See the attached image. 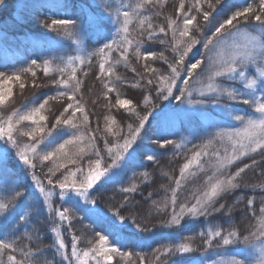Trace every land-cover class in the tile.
<instances>
[{"label": "trees", "instance_id": "trees-1", "mask_svg": "<svg viewBox=\"0 0 264 264\" xmlns=\"http://www.w3.org/2000/svg\"><path fill=\"white\" fill-rule=\"evenodd\" d=\"M141 2L142 0H2L0 2V72L5 77L21 73L23 83H28V78L31 76L32 80L35 79L36 85L42 87L40 91L45 92V98H47L56 93L60 87L52 81H59L62 78L67 79L71 67L74 66L77 70V79L81 82L76 99L84 105L85 112L89 114L88 128H81V132L86 139L81 145L84 152L75 157L77 163H67L66 166L57 168L55 175L51 176L49 168H55L53 160H37V167L34 170L39 171L40 176L63 178V171L69 172L77 167L84 170L93 168L96 166L95 161L98 158L100 161L105 159L103 155L104 150L107 151L104 148L105 141L109 142V147L123 142V137L127 135L128 125L131 124L134 128L137 127L139 119L132 112L127 113L125 111L124 107L126 105L123 107L116 105L117 96L121 99L131 100V105L133 104L140 117L147 116L145 130L150 125L157 124V117L160 114L157 109L164 103V100L157 96V92L161 86L166 87L168 83L164 77L171 75L169 64L176 63L178 60L176 52L173 51L176 44L172 39V29L168 28V24L170 21L175 20L182 26V17L186 10L196 15L195 9L191 8L196 0H183L184 10L180 9L182 0H158L157 6H148L147 15L153 25L154 32L151 39H149L148 33L145 32L143 37L139 38V42L142 53L145 49H150L155 51L157 55L148 60H145L143 56L137 59L132 48H129L128 60L125 65L121 52L116 50L119 41L123 39V35L117 34L116 29L107 18L108 12L105 11V7L111 10L114 17L117 10L134 11L136 5ZM212 2L215 3L216 0H212ZM246 2L253 3V0H221V4L217 5L219 15H217V12H213L215 17L213 22L222 21L238 6H244ZM200 3L202 9H207V0H200ZM256 6H258V0L254 2V7ZM56 18H69L76 21V23L68 26H56L55 28L45 27V23L50 24L51 20ZM211 19L212 17H210ZM197 20L204 27L200 32L195 33V38L202 40L203 33L208 32L207 22L203 20L202 15H197ZM238 21L241 28L251 30V28L244 26L243 18H238ZM235 24H237V21H233V25ZM251 24L257 25L258 22L253 19ZM194 25H190L193 31ZM160 27L165 28L167 35L159 31ZM228 28H232V26L230 25ZM130 30H133V35L137 36L138 28L135 17H133ZM177 39H179L178 34ZM184 39L187 40L188 37ZM113 40H116L117 43L113 44V51L108 52L106 50L107 62L105 64L106 68L112 67L113 72L111 75L107 72L101 75L99 63L102 57L93 54L98 53L99 48L103 47L104 43H112ZM161 40H163V43H161ZM78 41H83L84 44V54L81 59L76 58L78 53L76 43ZM34 59L40 67L31 65ZM207 59L205 50L200 44H197L185 57V65L190 67L191 63L201 60L200 67L204 65ZM81 60L83 63H81ZM117 60H120L119 64L116 63ZM45 61L49 62L47 74L43 70ZM69 61H72L71 66ZM146 64L156 71H146ZM30 66L32 71L36 73L35 77L30 72H22V69ZM61 68L66 70L63 76L59 72ZM197 69L193 70V74ZM180 75L186 77L187 73L181 71ZM148 78L153 80L151 85L147 84ZM21 81L15 82L20 83ZM31 83L33 82L31 81ZM133 83L137 87H133ZM106 84L113 89L111 92L105 87ZM11 86L12 88L15 87L13 83ZM7 87L8 85H5V90H7ZM145 97L150 99L147 107L144 104ZM53 100L56 101V106L52 107L53 111L47 112V109H45V114L48 115V121L45 123L49 127L55 124L54 116H59L60 112L63 111L61 105L67 107V104L71 102L66 97ZM231 103L230 107L233 112L239 114L243 110H247L249 113L254 112L249 106ZM92 104H95V106ZM25 105L32 106L33 104L24 102L23 106H17V110H24ZM14 106L12 100H7L6 106L0 107V109L3 112L6 110L9 112ZM69 112H71V109ZM76 116L82 119L80 112H77ZM230 119L234 120L231 114ZM112 120H115L114 124ZM27 125L28 122H24L18 126V136L22 141L30 143L31 141H28L26 136L21 135L27 130ZM201 125L202 122L196 119H193L189 125H181L176 129L175 134L169 137L172 143L166 144L163 148L158 143L145 140L141 147L137 149V145L140 144L138 137L136 143L137 158L132 170L127 172L122 182L109 183L101 188V185L104 184V181H102L90 191V193H96L97 205L109 217H113L119 211L124 218V222L131 224V221L135 219L142 226L147 225L149 227V231L138 232L136 226L132 225V231L138 232V235L147 238V244L142 249L135 251V254L131 257L133 261L130 263L121 261L122 258L119 256H114L112 264H118V262L119 264H161V261L164 264H199V259L205 255L206 251L204 238L199 234L201 231L206 232L208 228H221L223 234L226 235L229 231H236L241 235V238L244 235H250L252 232L258 231L260 220L264 218V214L260 213V208L264 207V149L249 152L231 165L229 171L233 173L238 167H245L246 165L247 167L237 180L240 187L225 193L220 200V203H224L226 208L232 209L230 214L225 210L224 213H214L207 218L200 217L188 220L179 229H167L160 226V222L167 218L162 211L165 203L168 204V212L171 211V194L172 190L176 188L175 181L177 179L181 180V186L177 189L178 203L184 201L186 197L204 191L205 187H208L207 181L214 171L215 157L202 155L188 176H183V178L180 176L183 165L192 158L198 149L203 150V146L212 138L209 135L213 128H208L205 124H203L205 131L200 136L194 137L191 134V128H200ZM109 127H111L113 133L119 131L120 135L109 133L107 130ZM60 130H66L67 133L75 132L67 125H61L56 129H52V135L48 139H54ZM46 131H48V128H46ZM149 134L151 135V133ZM143 135L144 130L141 131V136ZM64 138H68L67 135ZM89 139L95 143V148L91 147ZM183 141H185V144H183ZM59 142H62V139ZM225 142L226 138L223 141L215 139L213 144L205 151L208 150L211 153V149H215L214 146L217 143V149L220 150L222 155L224 152L221 150V145ZM176 145L180 147L177 148ZM72 147L70 145L69 149ZM96 151L100 152L99 157L95 155ZM150 152L158 154L155 161L147 159L146 153ZM57 163L64 165L65 161L58 160ZM3 167L6 170L5 178L10 181L13 188L18 187V190L23 193L20 200L21 213L27 214V224L24 229L16 234V251L3 250L0 254V262L8 264V256L15 255L18 264H44L45 261L53 260V258L59 264L61 257L54 254L52 249V245L56 240L51 227L54 220L49 218L40 202L32 200L27 192L28 187L21 181V175L16 172L15 166L10 167L3 164ZM133 186H135L133 192L125 193L122 191L124 187L131 188ZM98 188L101 189L100 192H96ZM8 198L10 196L0 191V202ZM249 199L253 201L252 205H248ZM122 205H126L128 210L125 211L121 207ZM65 207L71 208V205L65 203ZM68 217L69 230L73 237L79 239L78 246L80 249L89 250L93 246L89 241L94 238V229H96L94 243L98 244V237L103 234L99 230L102 227L101 225H93L84 220L80 214L73 217L71 211L68 213ZM116 219L117 222H120L119 217H116ZM157 233H163V237L155 239ZM189 235L192 236L191 241L187 240ZM37 236L40 239H37ZM182 238L185 242L191 244L195 249L194 252L186 255H160L165 248L174 246ZM257 242H260L259 237L250 238L251 245ZM218 244L219 247H217ZM239 247H244V245L224 246L222 241L216 238L213 239L212 249H209L208 252L212 253L222 249L235 251ZM157 249H160V252H157ZM127 251L132 252L133 249L129 248ZM36 252L43 253L38 261L32 258V254ZM157 256H160L159 261L156 258ZM215 257L211 256V259Z\"/></svg>", "mask_w": 264, "mask_h": 264}, {"label": "snow or ice", "instance_id": "snow-or-ice-1", "mask_svg": "<svg viewBox=\"0 0 264 264\" xmlns=\"http://www.w3.org/2000/svg\"><path fill=\"white\" fill-rule=\"evenodd\" d=\"M254 2L255 0H253V3L246 2L242 7L238 6L225 19L214 23L215 17L213 16V12H217V5L221 4V0H216L215 3L212 0H207V9H202L200 0H196V3L191 5V8L195 9L196 15L186 10L182 17V26L175 20L169 22L168 28L172 29V39L176 44L173 51L176 52L178 60L176 63L169 64L171 75L164 77L168 81V84L166 87L161 86L157 92V96L165 101H169L170 98L172 100H181V98L187 95L189 97L187 103L189 105H195V107H184L183 103L175 106L169 104V106H166L162 110L159 123L150 125L146 130L145 121L147 120V116L140 117L139 113L133 107L131 111L139 119V125L135 128L131 124L128 125L127 135L123 137V144L116 145L117 151L115 153H113V148L109 147V142L105 141L104 148L112 156V160L103 170L100 169V159L98 158L95 161V170H91L90 168L85 173L83 168L77 167L75 171H69L67 174H64L62 179L57 177L55 183L49 178L47 183L48 185H52V188L48 190H46L42 183L38 182L33 171L31 179L35 188L38 189L39 197L43 198L41 201L42 206L46 207L49 213L54 211L55 217L59 221L68 219V213L71 211L73 217L76 214H80L84 220L89 221L93 225L102 226L99 230L103 234L99 235L98 244L94 243L96 232V229H94V238L89 241L93 246L89 250L83 251L82 255L77 251V238L73 237L71 256L65 251V240L60 238V229L54 228L53 231L56 233L57 239L54 241L52 249L54 254H58L61 257L59 264H63V262L73 264V259L76 261V264H89L90 260L94 261L95 264H112L114 256L128 259L131 262V257L135 254V251L142 249L148 242L147 238L138 235V232L149 231V227L147 225L142 226L135 219L131 221V224L124 222V218L120 215L119 211L113 217H109L97 205L96 193H90L89 190L93 189V186L102 177H105V179L101 188L109 183H121L127 172L132 170L137 158V149L141 147L145 140L158 143L163 148L166 144L172 143L169 137L175 134L178 127L181 125H189L193 119L202 122L200 128H191V134L194 137L200 136L205 131L204 123L207 124L208 128L219 129L208 140L207 144L203 146L205 149L211 146L215 139L223 141L226 138L231 142V154L229 155L227 146H224L223 156L219 149L211 153L207 151L195 152L192 158L181 168L180 176L183 178L185 170L191 164L198 163L202 155L215 157L216 163L213 164L214 171L207 181L208 188L191 197H186L184 201L178 203L177 189L181 186V180L177 179L175 181L176 188L172 190L171 194V211L170 213L168 212V204L165 203L162 211L167 218L160 222V226L167 229H179L188 220L200 217L207 218L214 213H224L225 210L229 214L231 213L232 209L226 208V205L220 203V200L225 193L240 187L237 180L245 172L247 167V165L245 167H238L233 173L229 171L231 165L234 161L247 155L249 151L256 152L257 149H264V0H258V6L256 7H254ZM157 4L158 0H142L141 3L136 5L134 11L127 9L122 11L117 10L114 17L111 10L105 7V11L108 12V20L116 29L117 34L123 35V39L119 41L116 50L121 52L125 65L128 60L129 48H132L137 59L143 56L145 60H148L157 55L155 51H151L150 49H145L142 53L139 42V38H142L145 32L148 33L149 39L153 36L154 29L148 18L147 11L148 6H157ZM180 9H185L183 0L180 3ZM197 15H202L203 20L207 22L208 32L203 33L202 40L195 38V33L200 32L202 27H204L197 20ZM217 15H219V12H217ZM133 17H135L137 22V36H134L133 30H130V26L133 24ZM210 17H212L211 20ZM238 18H243L244 26L251 28L253 31L256 25L251 24V21L254 19L258 22L260 32L258 34L243 32ZM233 21H237V24L233 25ZM75 23L76 21L69 18H56L52 19L50 24L45 23V27L55 28L56 26H68L74 25ZM190 25H194V31L190 28ZM230 25L232 28H228ZM159 31L167 35L164 27H160ZM177 34L179 39H177ZM185 37H188V39L185 40ZM238 37H242L244 41L242 45L238 42ZM116 43V40H113L112 43H104V46L99 48L98 53L93 54L102 57L99 63L101 75L105 72L111 75L113 72L112 67H105L107 62L106 50L108 52L113 51V44ZM161 43H163V40H161ZM197 44L202 46L208 57V65L211 70L209 75L210 81L216 78H223L227 81L238 82L240 86L222 88L217 84L209 83V91L205 92L204 90H200L198 95L200 97H207L214 94L212 95L211 101L206 99L193 100L191 99L192 90L187 87L189 79H183L182 84L184 86L177 87L176 91L178 95H174L173 87L177 85V79L180 77L181 71H186L187 77L191 78L193 70L197 69L202 63L201 60H197L195 63H191L190 67L185 65V57ZM145 53L147 54L145 55ZM81 63H83L82 60ZM116 63L119 64L120 60H117ZM31 65L40 67L35 59L32 60ZM69 65H72V61H69ZM43 70L45 74L48 73V61L44 62ZM145 70L149 72L156 71L155 69H151L147 64L145 65ZM65 71L63 68L59 69L62 76ZM76 71V68L72 66L67 79L62 78L59 81H52V83L60 86L56 93L32 106L25 105L24 110L13 111L6 119H0V140H3L5 144L14 150L17 160L25 166L26 172L32 171L37 167V160H53L55 168L50 167L49 173L55 175L57 168L64 167L67 163H77L75 157L80 156L84 152V148L81 145L85 142L86 137L81 132V128H88L89 114L85 112L84 105L76 99V94L80 91L81 83L77 79ZM22 72H30L33 77L36 75L32 71L31 66L22 69ZM15 81H21V73H15L5 77L0 72V107H5L6 101L11 99V85ZM152 83L153 80L148 78L147 84L151 85ZM5 85H8L7 90H5ZM19 86L21 89L25 87L22 81ZM105 87L109 92L113 90L107 84ZM133 87H137V85L133 83ZM63 97H66L71 102L67 104V107L61 105L63 111L60 112L59 116H54L55 124L49 127L45 123L48 121V115L45 114V106L48 105L49 99H60ZM221 97H226L228 101L234 102L235 104L249 106V108L254 110L255 118L246 117V115L233 112L229 109L234 120L240 122L243 127H238L235 131L225 130L226 126L222 124L220 116V112L223 110L220 106ZM115 103L123 107L125 105H131L132 101L129 99H121L117 96ZM149 103L150 99L145 97V106L147 107ZM208 103L216 105L213 111H210L205 106ZM70 109L71 112H69ZM77 112L82 114V119L77 118ZM24 122H28L27 130L21 133V135L26 136L28 141H31L30 143H22L17 135L19 133L18 126ZM112 123L114 124L115 120H112ZM61 125H67L68 128L75 130V132L67 133L66 130H60L54 139H48L52 135V129H56ZM46 128H48V131H46ZM107 130L113 135H120L119 131L113 133L111 127ZM142 130H144L143 136H141ZM65 135L68 138H64ZM138 137L140 144L137 145V149L129 152L128 150L136 143ZM61 139L62 142H59ZM89 143L92 148H95V143L90 139ZM70 145L73 146L71 149H69ZM176 147L179 148L180 146L176 145ZM8 155L9 152L7 149H0V191L10 196V198L0 202V254H2L3 250H9L10 252L16 251V234L24 229L27 224V214L21 213L22 206L20 200L23 197V193L18 190V187L13 188L10 181L5 178L6 170L3 164ZM95 155L99 157L100 152L96 151ZM146 155L149 161H155L158 154L150 152L146 153ZM54 157L56 158L55 160L53 159ZM58 160H64L65 164H58ZM77 173H79V176ZM57 185L59 187V199L66 204H70L71 208H52V198ZM100 190L98 188L96 192H100ZM122 191L125 193L133 192L135 191V186L131 188L124 187ZM252 203L253 201L249 199L248 205H252ZM121 207L125 211L128 210L126 205H122ZM260 213L264 214V207L260 208ZM116 217H119L120 222H117ZM132 225L136 226L138 232L132 231ZM199 234L204 238L206 245L205 255L199 259V264H216L211 259L212 254L226 256L228 259L225 264H264V248L258 249L260 255L258 260L250 259V250L255 248V245L250 244V238L259 237L260 243L264 244V218L260 220L258 231L252 232L250 235H244L242 238L236 231H229L225 235L221 228H208L206 232L201 231ZM216 238H219L224 246L243 244L244 247H239L235 251L225 250L223 253H214V251L210 253L208 250L212 249L213 239ZM37 239H40V237L37 236ZM187 240L191 241L192 236L189 235ZM217 247H219V244ZM129 248L133 249V251H127ZM156 251L160 252V249ZM194 251L195 249L191 244L185 242L182 238L174 246L165 248L160 255H186ZM41 255L43 253L36 252L32 254V258L38 261ZM156 258L158 261L160 260V256ZM7 259L8 264H18L15 255H9ZM44 264H57V261L53 258V260L45 261ZM161 264H164V262L161 261Z\"/></svg>", "mask_w": 264, "mask_h": 264}, {"label": "rangeland", "instance_id": "rangeland-1", "mask_svg": "<svg viewBox=\"0 0 264 264\" xmlns=\"http://www.w3.org/2000/svg\"><path fill=\"white\" fill-rule=\"evenodd\" d=\"M243 32H248L249 34H258L260 32V29H259V25L257 24L256 25V28L255 30L253 31L252 29L249 30V29H245V28H241ZM238 42L242 45L243 44V39L242 37H238ZM77 56L76 58L78 59H81L83 54H84V44H83V41H78L77 43ZM2 48V47H1ZM4 51V50H3ZM6 52H8L6 50ZM210 67L208 65V59L204 62V65L200 66L197 71L192 75L191 78H188L187 76L186 77H180L177 79V85L173 87V93L174 95H178L177 91H176V88L177 87H182L184 86L182 84V80L183 79H189V83L187 85V87L189 89L192 90V97L191 99L193 100H201V99H206L208 101H211L212 99V95H209L207 97H200L198 95V92L200 90H204L205 92H208L209 89H208V84L209 83H214V84H217L219 85L220 87L222 88H231V87H239V83L238 82H232V81H227V80H224L223 78H216L215 80L213 81H210L209 80V75H210ZM28 83H24L25 87L23 89L20 88V83H16V82H12L13 85H15V87L12 88V97L10 100H12L14 102V107H12L9 112L6 110V111H2L0 109V119H6V117L8 115H11V113L13 111H16L18 109V105H22L24 104V102H28V104H36L37 102H41L42 99L45 98L46 96V93L40 89L42 88L40 85H36V82H35V79L33 78L32 80V77L30 76V78H28ZM31 81L33 83H31ZM221 81H223V83H221ZM168 84V83H167ZM166 84V86H167ZM189 97H187V95H185V97L181 98V100H172L170 98L169 101H165L164 100V103L162 104V106L157 109V111H159V116L157 117V124L159 123L160 119H161V114H162V110L165 109L166 106H169V104H171L172 106H175L177 104H181L183 103V106L184 107H188V108H192V107H195V105H189L187 103ZM93 103H95L93 101ZM230 104H232L230 101L227 100L226 97H221L220 98V106L223 108V110L220 112V116H221V122L223 125H225V130H228V131H235L238 127H243V125L240 124V122L238 121H234V120H231L230 119V112H229V109H231L230 107ZM95 106V104H92ZM99 105H104V104H99ZM54 106H56V101H54L53 99H49V103L48 105L45 106V109H47L46 111H50L52 112L53 111V108ZM206 107H208V109L210 111H213V109L216 107V105H213L211 103H208L207 105H205ZM53 107V108H52ZM101 107V106H100ZM133 104L132 105H126V107H124L125 111L127 113H130L132 112L131 109L133 108ZM117 109H119L118 107H116ZM123 111V110H122ZM3 113V114H2ZM58 113V111H57ZM56 113V114H57ZM50 114V113H49ZM215 114V112H214ZM241 114L243 115H246V117H252V118H255V114L254 112H248L247 110H243L241 112ZM92 115V114H91ZM205 125H207L206 123H204ZM219 129L217 128H213L212 129V132L210 133L209 136L213 137L214 136V133L216 131H218ZM18 135V133H17ZM18 138L20 139V137L18 136ZM21 140V139H20ZM22 143L24 142H27V141H22ZM29 143V142H28ZM137 143V141H136ZM136 143H134L132 145V147L128 150L129 152H132L133 149H136ZM122 143H120L119 145H122ZM183 144H185V141H183ZM118 145V144H117ZM224 146H227L228 149H229V155L231 154V142L228 141L226 139V142L225 143H222L221 145V150L224 152ZM216 147L215 149H211V152L217 150L218 146H217V143L216 145L214 146ZM113 148V153H115L117 151V148H116V145L115 146H112ZM0 149H7L8 152H9V155L7 156V159L6 161L4 162V165L6 164V166H15V169H16V172L18 174L21 175V181H23V183H25L28 187V193L30 195V197L32 198V200H37L38 202L41 203L42 201V197H39V194H38V189L35 188V186L33 185V182H32V179H31V176L33 174V171H34V174L36 175L37 177V180L39 183H42L46 190L48 189H51L52 188V185H48L47 181L48 179L52 176H40L38 172H36L35 170H32V171H27L25 170V166L20 163L16 156H15V152L14 150H12L10 148L9 145L5 144L3 140H0ZM197 151H205V148L202 150L198 149ZM208 152V150H207ZM251 152V151H249ZM248 152V153H249ZM103 155L105 156V159L101 160L100 161V169L103 170L108 164L111 163V160H112V156L104 150L103 152ZM127 155V154H125ZM224 154H222L223 156ZM242 158V157H241ZM199 161V160H198ZM197 163H194V164H191L189 166L188 169L185 170V173H184V176H188L190 174V171L192 170V168L196 165ZM49 167V165H48ZM96 166H94L93 168H91V170H95ZM76 170V169H75ZM75 170H72V171H75ZM89 169H85V173L88 171ZM64 174H67L68 171H63ZM77 175L79 176V173H77ZM54 177V176H53ZM51 178L53 180V182L55 183L57 178L54 177V178ZM208 178V177H207ZM62 179V178H61ZM105 177H102L100 181L97 182V184H95L93 186V188L95 186H97L99 183H101L102 181H104ZM208 187H205V190L207 189ZM92 189H90L89 191H91ZM58 192H59V187L58 185L55 187L54 189V195H53V203H52V208L53 209H57V208H63L65 207V202L61 201L58 197ZM42 208L47 212L49 218H51V220H54L53 224L51 225L52 229L54 228H59L60 231H61V237L60 238H63L65 240V251L67 252V254L69 256H71V243H72V238H73V235L71 233V231L69 230V227H68V219L64 220V221H59L58 218L55 217V213L54 211L52 213H49L48 209L46 207H43ZM53 232V235L55 237V239H57L56 237V233L52 230ZM78 238H77V251L82 255L83 251H87L86 249L82 248L80 249L79 246H78ZM255 245V248L251 249L250 250V259L252 260H258L260 258V255H259V252H258V249L260 248H264V244H261L260 242H257ZM225 250L222 249V250H219V251H216L214 253H223ZM211 256H216L214 259L216 264H225L226 260L228 259L226 256H223V255H216V254H212ZM134 258V257H133ZM121 261H124V262H129L130 261L128 259H121ZM131 261H133L131 259ZM63 264H67V262H63ZM73 264H76V261L73 259ZM89 264H95L94 261L90 260L89 261Z\"/></svg>", "mask_w": 264, "mask_h": 264}, {"label": "bare ground", "instance_id": "bare-ground-1", "mask_svg": "<svg viewBox=\"0 0 264 264\" xmlns=\"http://www.w3.org/2000/svg\"><path fill=\"white\" fill-rule=\"evenodd\" d=\"M162 237H163V233H157L155 234L154 238L156 239V238H162Z\"/></svg>", "mask_w": 264, "mask_h": 264}]
</instances>
